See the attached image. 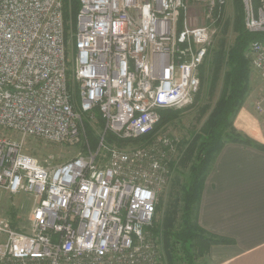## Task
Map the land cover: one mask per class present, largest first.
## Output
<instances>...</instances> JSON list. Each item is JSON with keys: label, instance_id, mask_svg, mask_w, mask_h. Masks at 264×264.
Returning a JSON list of instances; mask_svg holds the SVG:
<instances>
[{"label": "built area", "instance_id": "built-area-1", "mask_svg": "<svg viewBox=\"0 0 264 264\" xmlns=\"http://www.w3.org/2000/svg\"><path fill=\"white\" fill-rule=\"evenodd\" d=\"M79 1L74 28L64 0H0V190L35 202L27 231L0 210V264H164L150 227L181 153L155 128L194 101L230 0ZM242 3L264 33V0ZM249 53L264 78V39ZM31 138L79 151L40 161Z\"/></svg>", "mask_w": 264, "mask_h": 264}, {"label": "trees", "instance_id": "trees-1", "mask_svg": "<svg viewBox=\"0 0 264 264\" xmlns=\"http://www.w3.org/2000/svg\"><path fill=\"white\" fill-rule=\"evenodd\" d=\"M235 20L234 31L236 37L231 45H227L223 38L219 47L214 51L212 58V75H206L204 68L201 69V85L207 80L215 82L217 76L225 67L223 87L220 97L203 123L199 132L191 134L188 147L182 162L193 158L187 183L184 185L182 205H172L166 218L162 222L154 220L150 227L152 236L162 237V246L166 253L168 264H177L180 260L186 264H196L197 255L204 256L210 253L214 244H229L233 240L224 236H217L199 222V211L202 192L204 190L206 175L215 156L227 142L243 143L264 150V145L237 131L234 120L243 108L247 95L250 92V76L252 67L246 53L250 45L257 40L264 39V33L250 32L245 28V16L242 0H234ZM80 9L79 0H64V15L66 20L76 27L77 15ZM253 66V65H252ZM201 87V86H200ZM195 96V102L201 95V90ZM208 106H204L201 115H205ZM181 110L164 109L161 111V119L155 131L167 124H174L181 119ZM100 118V126L103 121ZM87 132L91 140L96 143V134L86 123ZM113 140V136H109ZM173 169L175 167L173 166ZM159 208V206H158ZM157 208V209H158ZM180 212V214H178ZM178 215L180 222L178 223ZM15 217V213L12 214ZM178 223V224H177ZM180 253L182 255H180Z\"/></svg>", "mask_w": 264, "mask_h": 264}, {"label": "crops", "instance_id": "crops-1", "mask_svg": "<svg viewBox=\"0 0 264 264\" xmlns=\"http://www.w3.org/2000/svg\"><path fill=\"white\" fill-rule=\"evenodd\" d=\"M238 132L264 145V131L250 108L234 120ZM199 222L233 240L214 244L213 264H264V150L227 142L207 172Z\"/></svg>", "mask_w": 264, "mask_h": 264}, {"label": "rangeland", "instance_id": "rangeland-1", "mask_svg": "<svg viewBox=\"0 0 264 264\" xmlns=\"http://www.w3.org/2000/svg\"><path fill=\"white\" fill-rule=\"evenodd\" d=\"M235 3L234 0H230L227 6L225 21L220 29L219 35L215 39L214 49L209 57V60L203 66V71L206 75H212V58L214 51L219 47L221 40L224 38L227 45H231L236 37L234 31V20H235ZM247 57L250 60L252 67V72L250 76V92L246 97L244 106L250 108L256 118L259 120L261 127L264 131V117L258 113L257 101L262 95H264V78L261 73L252 66V59L249 53V50L246 53ZM227 70L225 67L219 75L215 82H207L202 86V92L198 100L192 102V104L177 108L181 110V119L174 124H167L159 128L156 132L158 134L169 133V135H174L176 138H179L180 143L178 144L179 152L181 156H184L186 148L188 147V141L191 140V134L193 132H199L203 123L215 107L223 87L224 73ZM201 75V74H200ZM204 106H208L205 115H201V110ZM90 127L94 128L90 125ZM156 129V128H155ZM238 131V130H237ZM95 133V132H94ZM171 133V134H170ZM243 134V133H242ZM26 151L36 156L40 161H44L47 153H52L55 157L53 162L61 163L68 159L73 158L79 148L77 146L71 145H52L45 143L41 140L28 139L26 142ZM193 158L187 162H182L181 159L175 164V169L172 170L171 178L169 179L168 184L163 188L159 194L156 217L157 221L160 223L166 218V215L172 205L178 206L180 210L183 196L184 185L187 183L190 173V166L193 163ZM34 200L30 196L25 194L11 195L0 190V210L2 211L5 218L9 223L20 230L27 231L29 230L31 213L34 207ZM15 213V217H12V214ZM180 214V212L178 213ZM180 215H178V223L180 222ZM177 223V224H178ZM155 241L158 244L160 252L165 256V262L167 263L166 253L162 246V237H155ZM180 255H182L180 253ZM177 264H186L184 261L180 260ZM196 264H213L210 253L205 254L204 256H198L196 259Z\"/></svg>", "mask_w": 264, "mask_h": 264}]
</instances>
